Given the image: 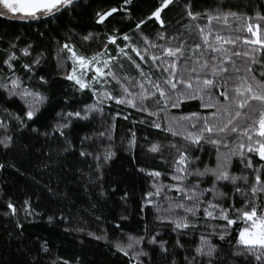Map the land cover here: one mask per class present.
<instances>
[{
    "label": "snow or ice",
    "instance_id": "obj_1",
    "mask_svg": "<svg viewBox=\"0 0 264 264\" xmlns=\"http://www.w3.org/2000/svg\"><path fill=\"white\" fill-rule=\"evenodd\" d=\"M177 2L156 0L147 14L137 16L141 0H119L107 9L97 8L93 19L96 25L108 28L116 18L114 14L120 15L121 20L135 17L134 25L127 31L113 26L99 39L95 28L86 33L69 28L63 42L56 41L58 74L82 97L90 93L91 102L82 108L58 112L51 133L64 139L63 151L67 152L74 145L66 130L95 113L103 116L105 107L114 102L145 114L138 121L133 120V125L144 124L163 134V139L152 141L145 137L147 143L142 146L157 156L167 170L137 168L150 180L142 196L141 213L151 206L154 221L171 226L175 243L169 247V241L159 231L149 232L147 224L143 235L125 234L126 241L119 236L109 239L106 231L88 233L97 241L110 243L113 254L120 253L127 264H154L153 252L163 264H235L238 257H244V264H264V0H255L254 15L233 5L231 0H212L211 7L199 10L195 0H184L181 20L187 23H177L189 35L195 31L198 40L191 43L185 31L171 35L167 32L162 14ZM81 7L80 0H0V17L48 23L66 13L73 16ZM149 22L160 26L154 38L143 31L142 26ZM16 47L10 42L0 65V73L7 70L0 75V95L6 101L18 100L23 115L0 105L4 113L0 128L6 131L9 120H14L20 129L26 128L49 99L31 85L45 59L44 52L38 51L31 63H21L28 74L26 82L16 70ZM31 50L32 45L28 44L20 52L28 57ZM128 66L135 69V74ZM39 82L48 84L43 74ZM195 100L200 102V110H181L186 102ZM68 103L66 97L65 104ZM109 115L113 122L95 133L96 138L112 140L115 117L121 113ZM123 118L127 120L129 116ZM129 132L127 150L135 160L137 134L133 129ZM51 133L44 135L56 140ZM13 139L5 135L0 145L9 149ZM92 139L89 135L81 138L79 156L94 159L95 170L102 176V168L115 153L111 144L103 152L89 151L85 143ZM165 148L174 152L170 153L171 163L164 154ZM105 195L101 185L99 196ZM128 195L125 192L121 199L126 200ZM7 208L12 214L17 212L11 201ZM23 210L26 215L34 214L28 200L24 201ZM48 220L51 223L54 217L49 216ZM115 229L123 232L120 223ZM214 239L227 240V252ZM181 251L185 254L182 262L178 259ZM51 253L45 240L38 248L28 249V259L20 264H83L80 257L69 260L57 256L46 261Z\"/></svg>",
    "mask_w": 264,
    "mask_h": 264
},
{
    "label": "trees",
    "instance_id": "obj_2",
    "mask_svg": "<svg viewBox=\"0 0 264 264\" xmlns=\"http://www.w3.org/2000/svg\"><path fill=\"white\" fill-rule=\"evenodd\" d=\"M80 2L82 7L76 9L75 15L69 16L66 13L59 19H50L48 23L41 21L26 23L15 18L0 17V65L6 58L10 42L15 43L17 47L14 51L19 57L15 62L16 70L27 82L28 74L24 72L21 63H31L36 53L43 51L45 59L33 76L31 85L39 88L49 97L37 117L29 122L26 128L20 129L14 120L8 121L7 131L0 128V139L5 135L14 138L9 149L0 145V164L5 165L0 168V264H20L21 261L28 259V249L38 248L45 240L52 249L50 256L45 257L49 262L59 256L69 260L80 257L83 264H127L126 258L120 253L113 254L114 249L110 243L104 240L97 241L88 233L103 234L106 231L109 239L119 236L126 241L125 234L143 235L145 224L149 232L159 231L161 237L169 241V247L176 240L170 225H161L154 221L151 206L141 213L142 196L148 190L150 180L144 173L138 172L137 168L167 170L157 156L142 147L147 143L145 137L152 141L163 139V134L147 125L132 123L133 120L138 121L143 117L144 113L112 102L110 106L105 107L103 116L95 113L89 120L77 121L66 130L68 139L74 145V148L67 152L63 151L64 139L58 133H51V125L58 119V112L75 109L77 106L82 108L85 103L91 102L90 93L82 97L80 93L72 90L70 82L58 74L56 41L63 42L69 28L85 33L95 28L100 33L99 39H103V33L111 31L113 26L121 31H127L135 23V17L131 21L121 20L120 15L114 14L116 18L111 20L108 28L96 25L93 19L94 11L100 7L107 9L117 5L119 0H80ZM183 2L184 0H178L170 10L162 14L167 21L166 28L169 35L177 31H185L177 23L178 20L187 23L186 20H181ZM231 2L233 5L246 8L248 13L254 15L255 0H252V3H249V0H231ZM88 3H92L91 8L88 7ZM154 3L156 0H141L137 16L147 14ZM211 6L212 0H195V8L198 10ZM142 27L145 34L154 38L160 26L158 23L149 22ZM41 33L44 35L42 36ZM185 36L188 37L189 43L198 40L195 31L190 35L185 31ZM137 39L139 40V37ZM79 43L77 38V44ZM28 44L32 45V55L25 57L20 49ZM241 48L243 49L242 45ZM125 64L127 65V61ZM128 70L135 74V69L131 66H128ZM6 72L7 70L4 69L0 75ZM41 74L48 80L47 85L40 84ZM113 87L117 88L118 92L115 84ZM66 97L69 100L68 104H65ZM199 103L198 100L186 102L181 110L185 112L200 110ZM0 105L6 106L18 115H23V106L18 100L6 101L0 95ZM117 111L121 115L115 117L112 140L96 138L95 133L104 131L108 124L113 122L109 113L115 115ZM124 115H128L129 119L125 120ZM0 118H4L2 111ZM32 128H37L39 131L33 132ZM129 129H133L137 134L135 160L132 158V153L127 150ZM45 132L51 133L57 139L46 137ZM85 135L93 136L92 140L85 143L89 151L103 152L105 147L111 144V149L115 153L102 168V176L95 170L94 159L79 156L81 138ZM170 153L174 154L172 150L165 148L164 154L168 157L169 163L172 159ZM204 159L207 160V153H204ZM101 185L107 193L103 197L99 196ZM125 192L129 194L126 200L121 199ZM25 200L30 202L33 215L25 214L23 210ZM9 201L17 209L15 214L7 208ZM237 202L239 206V197ZM93 205L96 207L93 208ZM49 216L54 217L51 223L48 220ZM97 216L101 219L97 220ZM121 216H126L127 219L121 220ZM117 223L121 224L123 232L115 229ZM18 224L21 227H18ZM66 228L69 231H65ZM232 236L234 237L235 233ZM214 243H222L227 252L229 247L227 240L221 242L214 239ZM184 255L182 251L179 253L178 259L181 262ZM152 256L154 264H163L156 252H153ZM235 264H244V257L236 258Z\"/></svg>",
    "mask_w": 264,
    "mask_h": 264
}]
</instances>
